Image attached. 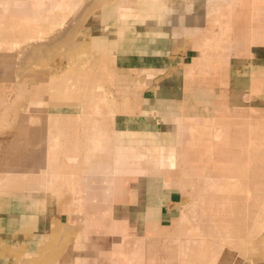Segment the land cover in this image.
Here are the masks:
<instances>
[{
	"label": "crops",
	"instance_id": "crops-1",
	"mask_svg": "<svg viewBox=\"0 0 264 264\" xmlns=\"http://www.w3.org/2000/svg\"><path fill=\"white\" fill-rule=\"evenodd\" d=\"M229 1L112 0L86 18L75 40L99 59L92 68H99L101 77L105 70H111L105 82L115 85L117 92L109 90L103 78L99 82V74H88L94 86L88 89L95 96L84 97L79 92L72 99L76 105L57 107L53 103L51 107L56 110L44 116V110L39 109L43 117H72L67 127L64 122L53 127L35 121L32 129L36 132L29 134L34 143L25 150L41 156L48 167L46 179L49 175L59 176L63 188L34 189L26 178L19 179L33 159L28 157L18 166L14 164V170L22 173L11 171L14 186L0 194V264H16L14 251L35 257L60 224L71 229L81 224L83 229L58 257H52L53 264H113L115 237L107 231L113 220L136 237L177 238L180 231H188L194 224L183 215L184 190L177 178L187 172L180 170L181 165L193 167L195 173L201 168L204 182L194 194L197 201L246 197L251 187L253 194H263L255 192V188L264 184V153L257 154L258 149H264L258 144L264 142V22L251 19V0L236 3V12L228 11L234 6ZM79 7L82 9L83 3ZM57 78L45 86L60 84L63 77ZM79 80L76 82L81 86ZM98 91L102 94L98 95ZM52 95L57 97L56 104L67 101L56 92ZM96 96H106L109 101L99 108ZM48 98L49 93L40 99L48 103ZM110 100L118 104L113 107ZM15 117L21 121L20 113ZM12 118L13 115L8 121L9 137L15 134L12 127L18 124ZM41 123L44 125L38 132ZM101 133L111 142L108 149H100L98 160L93 147ZM116 148L124 149L115 151L114 164L106 154ZM112 164L121 170L112 173ZM82 165L88 168L81 172ZM209 165L216 169L217 177L211 174L212 168L208 173L210 168L205 166ZM97 166L100 172L93 171ZM85 171L92 173L82 174ZM94 173H100V177L122 174L118 179L114 177L118 188L121 181V189L116 191L118 200L110 215L100 208V222L95 218L86 220L90 210L96 212V203L83 201L87 209L77 223L75 210L85 194L79 180L82 176L97 178ZM5 189L0 188V192ZM170 227V232H160ZM127 244L124 246L128 248ZM126 258L121 257L127 264L147 260L133 259L131 255ZM219 264L242 263L225 253Z\"/></svg>",
	"mask_w": 264,
	"mask_h": 264
},
{
	"label": "rangeland",
	"instance_id": "rangeland-1",
	"mask_svg": "<svg viewBox=\"0 0 264 264\" xmlns=\"http://www.w3.org/2000/svg\"><path fill=\"white\" fill-rule=\"evenodd\" d=\"M83 1L88 2V4L85 5ZM109 1L112 0H0V188L6 187L0 194L7 193L8 189L13 188L14 183L10 177V172H21L18 169L14 170V168H17L15 163L18 166L21 160L28 157L30 160L33 159L34 162L30 164L28 170L21 172L23 175L19 176V179L24 181V178H26V181L34 189L61 191L63 188L58 182L59 176L49 175V179H46L48 167L42 163L43 158L25 150L30 143H34L33 136L29 134L31 131L36 132L32 129L34 124L37 123L35 121L41 120L44 121V124L47 123V125L53 127L61 126L63 122L67 127V123L72 121L71 116L59 118V115L52 114L43 117L49 111L56 110V108L51 107L53 103L57 107L63 105L71 107L76 105V102H73L72 99L77 93L80 92L84 97L90 94L94 95L91 90L89 91L92 81L88 78V74L89 76L99 74L97 80L100 82L103 78V83L108 85L109 90L116 94V86L110 81H108L109 83L105 82L106 73L111 70H105L103 77H101V70L92 68L96 67L95 61L99 59L90 55L85 46L75 40L78 30L86 18L102 4ZM125 1L122 0V3H125ZM240 1L230 0L228 4L234 6L228 7V11L236 12V3ZM253 1H250L251 6ZM24 2L30 5V9L25 12L18 11L15 6H19V3L21 6ZM82 3L83 7L81 9L79 6H82ZM80 9L84 10L80 13ZM250 16L254 21L264 22L260 15L252 13ZM84 71L87 74L80 76L83 77L80 78V73L83 74ZM57 77H63L59 80L60 84L45 86L49 81L56 82ZM79 78L78 82L81 83V86L76 82ZM81 87L85 89L83 90ZM93 88L94 86H92ZM51 92L53 94L56 92L57 95L66 99L65 104H56L57 97L55 98ZM48 93L49 98L46 102L49 104L40 99ZM97 94L100 95L102 92L98 91ZM26 95L30 96L28 100H26ZM108 97L110 96L108 95ZM98 100L103 105L109 101L106 96H100ZM79 102H82V100H79ZM44 103L45 105H43ZM110 104L114 107L118 103L110 100ZM39 109L44 110L43 116ZM66 109L70 110L71 108ZM19 113L21 114V121H18L15 117ZM12 115V122L18 121V124L12 127L15 134L9 137L8 132L11 124L9 125L8 121ZM43 125L41 123L38 132L42 130ZM219 132L217 131V138L220 136ZM83 135L80 133L81 137ZM102 135L98 134L93 147V151L97 150L93 154H96L98 160L101 159L102 151L108 149L106 144L109 146L111 142L108 141V137ZM102 137L104 140H102ZM258 144L264 146V142L258 141ZM123 149L116 148V151ZM125 150L136 151V149ZM19 151L25 152L23 154ZM33 151L37 153L41 150ZM263 153L264 149L257 150V154L261 155ZM110 154L114 157L111 156L110 158ZM66 155L72 154L66 153ZM106 155L115 164L116 154L112 152ZM211 161L209 160V162ZM214 161L213 159L211 163L214 164ZM11 162L13 165L10 164ZM114 164L111 168H114L113 170L117 173L122 167ZM210 165L205 166V168L207 170L210 168L208 173L212 168L211 174L217 177L216 169ZM143 166L149 168L148 164L144 163ZM84 168V165H82L81 172ZM179 168L187 172V175H180L177 178L181 183L182 190H184V197L181 202L183 215L189 219L188 222L194 224L197 221L202 222L197 223L198 225L193 224V228L188 231H180L178 237L171 240H147L144 236L136 237L131 234L128 239L114 248L115 260L117 256L127 259L126 257L131 255L133 259H147L137 264H219L221 256L227 253L234 256L237 263L240 261L242 264H264V184L257 185L255 188V192H263V194H253L251 187L249 189L251 191H248L250 194L246 197L242 195L235 197L222 196L200 198L197 201L194 194L200 186H203L204 182L203 176L201 177V168L197 173L193 172V167L181 165ZM255 169L257 171L259 168L256 167ZM28 173H31V176L28 177ZM90 173L92 172L85 171L82 174L90 175ZM94 175L100 177L99 173H94ZM120 175H117L116 179ZM90 178L82 176V181L79 180V183L83 184L81 188H83L85 194L80 198V207L75 210L74 220L77 223L78 218H84L81 215L87 209L84 202L96 203L92 207L95 210L97 209L98 191L93 189L92 177ZM191 182L193 183L191 184ZM119 187L118 189H121V181ZM75 192L79 194V190H75ZM69 194L70 192H66V195ZM94 215L96 216L95 220L98 221L99 214L91 213V210L86 215V220L91 221V217ZM112 225L108 226L107 231H111L109 227ZM79 226L71 229L68 225H57L35 257H26L23 252L14 251L13 253L17 258L16 264H53L52 257H58L66 249L68 243L74 241L75 238L73 237L77 232L82 231L83 226L81 224ZM171 229L172 227L163 228L160 232L166 234ZM233 235H239L241 238L235 240L232 238ZM124 243H128V248L124 246ZM124 247L125 250H122L121 248ZM135 263L134 261L130 262V264Z\"/></svg>",
	"mask_w": 264,
	"mask_h": 264
},
{
	"label": "bare ground",
	"instance_id": "bare-ground-1",
	"mask_svg": "<svg viewBox=\"0 0 264 264\" xmlns=\"http://www.w3.org/2000/svg\"><path fill=\"white\" fill-rule=\"evenodd\" d=\"M19 6H20V3H19ZM19 6H17V7L15 6V8L18 11H24L25 12V11H28L30 9V7H29L30 5L28 3H25V2L22 3V5L20 7ZM249 12H250V15L252 13H254L255 15L262 16V18L264 19V0H254L252 2V6L250 7V11ZM80 72H82V71H80ZM86 74H87V72L85 73V71H84L83 74L80 73L79 77L82 76V75H86ZM80 78H83V77H80ZM102 105H103V103L102 102H99L98 107L101 108ZM100 135H102V134H100ZM102 136H104V135H102ZM102 140H104L103 137H102ZM105 141H107V140H105ZM108 141H110L109 140V137H108ZM106 146H107V144H106ZM100 147H102V146L100 145ZM115 151H116V149L114 150V153H115ZM109 156L111 158L112 154H110ZM112 157H114V156H112ZM96 168L93 171H96L97 170L98 172H100V170H99L100 167L97 166ZM112 173L115 174L116 172L113 170ZM102 176H103V174H102ZM93 177H92V181H93L92 187H93L94 190H97L98 191V199H97V207H96L97 209H96V212L95 213H98L99 214V217H98V221L97 222H100L101 221V219H100V216H101L100 215V208L103 207L102 209H103L104 212H106L107 215H110L111 214L112 206L118 200V197H119V194L116 192L118 186H116V182H115V179H114V175H112V174H111V176L108 174L107 176H104V177H97V178H93ZM87 178L91 179L90 177H87ZM95 217H96L95 215L93 217H91V221ZM102 221H104L103 218H102ZM113 222H114V220H113ZM101 223H103V222H101ZM118 225H120V224H118V223L115 222L114 225H112L111 227H109V228H111V231L110 232L115 237L114 247L118 246L124 240L128 239V237L131 236V234H132V232L130 230L124 229V228H122V227H120ZM100 228H102V226ZM121 249L122 250H125V247L124 248H121ZM116 255H117V252H116ZM123 263L127 264L128 262L125 261L124 259L122 260L120 256H117V258H116V260H115V262L113 264H123Z\"/></svg>",
	"mask_w": 264,
	"mask_h": 264
}]
</instances>
